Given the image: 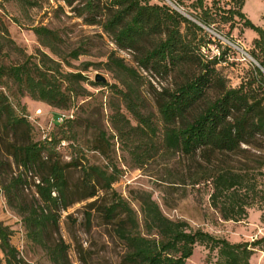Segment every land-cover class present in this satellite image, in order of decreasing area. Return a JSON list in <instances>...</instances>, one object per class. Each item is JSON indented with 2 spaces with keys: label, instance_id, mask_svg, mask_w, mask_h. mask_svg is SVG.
Wrapping results in <instances>:
<instances>
[{
  "label": "trees",
  "instance_id": "16d2710c",
  "mask_svg": "<svg viewBox=\"0 0 264 264\" xmlns=\"http://www.w3.org/2000/svg\"><path fill=\"white\" fill-rule=\"evenodd\" d=\"M60 1L70 6L83 24L99 26L118 49L132 53L135 67L126 65L114 52H110L104 62V67L113 71L114 77L119 75V86L110 85L115 99H107L109 137L118 138L139 162L159 150L203 161L206 167L192 183L209 185L210 205L223 220H241L246 205L263 194L256 188L249 165L240 162L242 164L235 168L230 162L232 157L248 158L249 147L260 150L264 146V73L255 66L244 82L236 87L228 86L216 68L224 51L218 50L217 55L204 58L199 49L211 42L202 34L203 26L223 23L233 29L240 22L242 27L256 32L250 54L264 68V31L242 11L244 0H230L232 4L220 0H172L195 20L150 0ZM5 29L2 27L3 32ZM31 30L42 46L56 53L53 50L57 41L54 30L40 25L32 26ZM83 53L85 49L77 46L68 56L76 58ZM60 68L59 62L38 49L35 54H24L20 62H0V129L12 135L19 130L24 136L20 142L8 144V155L19 170L8 178L0 176V188L7 204L20 216L27 238L42 248L53 264H68L67 246L62 241L49 246L45 241L48 227L56 226L52 207L59 203L65 208L74 201L66 202L65 169L80 165L81 192L75 201L95 195L93 179L99 180L101 188L108 189L116 180L117 170L114 166L109 171L106 167L82 166L76 156L69 162L59 159L55 147L62 140L82 156L80 146L74 141L79 129L88 128L87 119L94 113L91 109H96L93 108L95 104L85 100L92 96L82 85L85 76ZM139 69L172 80L169 88H152V109L151 105L150 109L146 106L141 93L143 84L149 82ZM89 84L106 85L95 80ZM10 87L17 91V95H10L12 98L27 94L48 106L74 107L78 112L54 122L42 139L33 140L29 136L31 124L22 113L14 110L9 96L2 91ZM122 107L130 117L122 112ZM20 110L23 111L22 106ZM84 119L85 124H82ZM97 134L100 141L92 149L103 153L101 142H108V139L104 138L103 130H98ZM254 161L255 169L263 174L264 159ZM2 163L0 160V168ZM196 173L190 172V175ZM30 176L36 179L33 182L35 197L26 202L21 193ZM139 210L140 219L120 198L103 207L107 219L113 222L116 237L125 248V264H187L196 244L205 245L210 252L215 250L213 264H249L255 248L264 242V237L229 242L202 229H190L186 221L164 216L149 194ZM88 218L89 213L85 220ZM10 233L8 226L0 222V264H27L10 244Z\"/></svg>",
  "mask_w": 264,
  "mask_h": 264
},
{
  "label": "rangeland",
  "instance_id": "374dc122",
  "mask_svg": "<svg viewBox=\"0 0 264 264\" xmlns=\"http://www.w3.org/2000/svg\"><path fill=\"white\" fill-rule=\"evenodd\" d=\"M150 1L163 3L195 20L187 14L185 8L175 5L172 0ZM220 2L230 3L231 1L220 0ZM242 11L254 25L261 27L264 31V0H244ZM235 21L238 22L237 19ZM35 25L44 26L56 32L57 41L56 45H53L55 54L39 43L31 30V27ZM2 27L6 28L5 32L2 31ZM203 28L202 34L211 42L207 46H201L199 53L204 58L207 56L210 58L212 55H217L218 50H223L225 53L223 59L216 65L218 72L225 78L228 86L236 87L244 82L251 75L253 68L259 64L250 54L253 49L252 41L257 37L256 32L252 28L242 27L240 22L233 29H229L228 24L223 23H214ZM77 46L85 49V53L76 58H70L69 51ZM37 49L59 62L61 70L81 72L86 79L82 85L92 94L85 100L90 101L91 105L95 104L93 108H96L91 109L94 113L87 119L88 128L79 129V135L74 141V144L80 146L82 156L78 154L79 152H74L72 147L67 146V142L62 140L55 147L59 159L62 162H69L70 158L76 156L77 162L82 166L106 167L107 171L114 166L117 170L116 180L108 189L101 188L99 180L93 179L95 195L75 201L81 192L79 189L82 177L80 165H71L65 169L66 202L74 201L65 208H62L59 203L52 207L57 219L56 226L48 227L45 241L49 246L62 241L67 246L65 255L68 264H125L123 262L125 248L115 235L113 222L107 219L103 211V207L117 198H120L138 219L141 217L139 206L149 194V198L154 200L164 216L171 220H184L190 229H202L229 242L252 241L264 237V173L260 174L255 169L257 166L254 161L264 159V146L260 150L249 147L248 158H231L233 161L230 164L235 168L243 162L249 165L252 179L255 177L257 182L256 188L262 191L259 194L263 195H258L259 197L257 196L252 203L246 205L245 215H242L241 220H223L210 205L209 185L192 183L200 170L206 167L203 161H192L179 153L159 150L151 152L143 162H139L125 149L118 138L109 137L111 129L108 123L107 99H115L110 85L115 83L119 86V75L114 77L113 71L104 67V62L109 53L114 52L115 56L123 58L126 65L135 67L129 50L118 49L99 26L83 24L71 7L60 0H0V62H20L24 54H35ZM262 70L264 73L263 67ZM138 71L149 82V84H143L141 93L146 106L150 109L151 105L152 109V88L155 90L169 88L172 86V80L159 78L140 69ZM95 73L104 77L105 86L89 84V81L94 80ZM2 91L9 96L14 110L22 113L31 124L29 136L33 140L42 139L53 128L55 122L53 117L56 112H70L72 116L74 111L78 112L74 107L58 109L48 106L33 100L27 94H19L17 98H12L10 96L12 93L17 95L13 87H10L8 91L4 89ZM20 106L23 107V111L20 110ZM121 110L130 117L123 107ZM82 116L86 118V115L82 114ZM84 121L85 119L82 124H85ZM134 123L135 121L131 119V124ZM98 130L99 132L103 130L104 138L108 139V142H101L103 153L92 149V146H96L100 141ZM18 133L19 130L12 135L0 129V160L3 162L0 176L8 178L19 170L8 155L9 142H20L24 139V136ZM197 162H200L202 166ZM190 172L197 173L192 176ZM33 182H36L35 177L27 178L21 193L26 202L35 197ZM87 213L89 218L85 220ZM0 222L8 226L11 231L9 242L27 264H53L46 252L27 238L20 216L7 204L1 188ZM215 257V250L210 252L205 245L196 244L186 263L213 264ZM249 264H264V242L255 248Z\"/></svg>",
  "mask_w": 264,
  "mask_h": 264
},
{
  "label": "built area",
  "instance_id": "2783aa9c",
  "mask_svg": "<svg viewBox=\"0 0 264 264\" xmlns=\"http://www.w3.org/2000/svg\"><path fill=\"white\" fill-rule=\"evenodd\" d=\"M66 117H71V113L70 112L69 113L68 112L67 113H64V112H56V115H55V117H53V120L55 122H60V121H62Z\"/></svg>",
  "mask_w": 264,
  "mask_h": 264
},
{
  "label": "water",
  "instance_id": "95a60500",
  "mask_svg": "<svg viewBox=\"0 0 264 264\" xmlns=\"http://www.w3.org/2000/svg\"><path fill=\"white\" fill-rule=\"evenodd\" d=\"M257 66L260 68L261 71H263L261 66H259V65H257ZM94 80L95 81H101V82L105 81L104 77H102V75H100L98 73H95Z\"/></svg>",
  "mask_w": 264,
  "mask_h": 264
}]
</instances>
